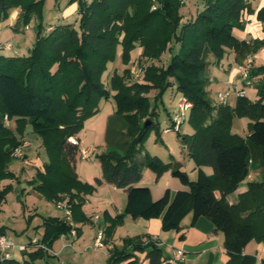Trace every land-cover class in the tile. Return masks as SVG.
Returning a JSON list of instances; mask_svg holds the SVG:
<instances>
[{
	"label": "trees",
	"instance_id": "16d2710c",
	"mask_svg": "<svg viewBox=\"0 0 264 264\" xmlns=\"http://www.w3.org/2000/svg\"><path fill=\"white\" fill-rule=\"evenodd\" d=\"M71 1L79 3L78 26L57 24L47 32L50 26L43 25L45 0H0L2 20L14 9H20L16 27L37 20L35 41L27 55L0 54V183L16 179L10 165L26 127L31 125L42 138L49 161L30 183L48 201L67 200L72 210L71 220L45 217L40 241L52 249L73 229L81 235L77 223H90L83 206L85 196L93 194L96 186L79 179L76 162L80 146L69 138L77 137L86 121L99 113L103 99L113 97L116 111L107 123V150L97 155L103 178L96 184L106 182L124 190L127 204L103 230L105 245L111 243L116 227L127 216L161 218L163 231L179 232L183 219L192 213L193 225L206 217L216 232L224 234L229 256L226 264H254L256 257L244 250L253 240L264 244V81L258 84L256 101L239 94L233 107L216 106L207 90L210 55L218 63L233 50L242 63L264 47V38L247 42L234 34V29L243 28L244 15L255 13L250 1L206 0L203 11L185 24L183 0ZM154 4L157 8L152 10ZM257 19L264 25V5L257 11ZM174 41L181 48L170 64L164 67L155 63ZM137 44L143 48L142 56L151 60L146 81L128 83L126 69L123 74L112 75L111 90L107 89L103 74L118 46H122L127 64ZM252 76L264 79V66L254 67ZM170 86H176L192 104L188 121L194 132L180 140L195 164L196 179L180 162L165 163L158 156L143 153L148 134L157 128L148 93ZM235 115L251 121L245 138L232 132ZM6 116L17 123L15 129L6 125ZM207 167L213 169L212 174L206 172ZM253 167L262 170L261 181L251 182L239 200L230 203L228 196L248 178ZM144 169L157 178L171 171L187 189L174 195L167 190L154 200L149 187L138 185ZM12 189L8 185L0 192V208ZM27 221L30 223V217ZM0 233H5L3 227ZM161 243L159 237L126 238L121 246L109 249L107 263L142 264L136 253H145L148 264H172L165 258ZM23 253V261L0 258V264H44L54 257L42 248L35 249L31 242Z\"/></svg>",
	"mask_w": 264,
	"mask_h": 264
},
{
	"label": "crops",
	"instance_id": "0c3cea01",
	"mask_svg": "<svg viewBox=\"0 0 264 264\" xmlns=\"http://www.w3.org/2000/svg\"><path fill=\"white\" fill-rule=\"evenodd\" d=\"M249 1L253 9L255 10V13L253 14L246 13L244 15L243 17L244 31L237 28L234 29L235 36L240 40H245L247 42L264 38V25L262 22H260L257 19V11L264 5V0H249ZM186 10L188 11V8H186ZM191 12H192L191 19H193L195 15L193 14V10ZM19 14H20V9H14L10 12L8 19L2 20L0 18V44L5 43L7 41H11L13 44V50H15V46L13 43L14 35H11L8 29H13L14 31L17 32H23L24 34H26V32L28 31L33 30L35 33V27H33L31 24L28 25L29 26L28 29L23 27H16ZM59 24H65V23L62 20H60ZM49 26H54V25H49ZM2 38L5 39L2 41ZM30 48L31 47H29V50ZM18 50L19 49L17 48V51H15L16 55L21 54V53L17 54V52H19ZM142 50L143 49L140 48V52H142ZM0 54H1V50H0ZM228 54H230V56L233 58V64L229 68L230 69L229 78L227 79L226 83L228 87H230L233 90L235 89H237L238 91L243 90L242 91L244 92L243 95L246 96V88H247V86H245L246 82L239 81L240 83H237L235 81L236 75L239 72V67H238L239 64H235L237 54L233 50H228ZM258 61L259 59L253 55V64L255 65V67L258 65ZM257 77H261V76H257ZM233 82L235 83L234 85H232ZM216 94H214L213 96L215 97ZM238 95L239 94H237V96ZM115 111H116V107L107 115V118L109 119V117L113 115ZM172 118L173 116L171 115L169 117L170 124ZM90 120L92 121V118ZM89 121L87 122L88 124L86 123L88 130L84 132L85 137L86 136L88 137V134L92 133L90 127L95 126L93 124L94 122L91 121L89 122ZM9 126L15 129L17 127V123L10 120ZM103 126L100 129H98L97 132L94 133L95 135L94 134L92 135L94 139H92L90 143H88V141H85L83 139L81 133L77 136V138L80 141V145H79L80 152L77 156V162H76V171L78 177L82 182L96 186V191H94L93 194L85 196L86 204L83 206V211L87 218L90 217L89 219H95V217H98L97 218L98 221L96 222L94 220L93 222H90V224L77 223L76 226L81 229V235H77L76 237H74L71 234H68L66 237L64 238L61 237L60 239H58L54 243L52 248L51 255L54 257L48 258L45 262H43L44 264H59V263L67 264V262L73 261L76 257H79V259L80 257H83L84 252H81L82 251L81 247L79 246L78 249L75 247V245L82 244L81 246H85L84 240H85L87 228L92 226L93 227L100 226L102 230H104L111 223V219L115 218L118 214L124 212L126 208V204H127L126 192L125 195L120 194L119 203H117L115 200L116 194L124 190L118 189L117 187L106 182H103V184L101 185L96 184V180L98 178L99 179L103 178L102 165L99 159L97 158V155L101 154L107 149V143H106L107 125H103ZM30 127L32 126L28 125L26 127L25 134L21 138L23 142L26 141L29 143V146L26 147L24 150V156L22 158H15L10 165V170L15 174L16 179L3 180L0 183V192L8 185L12 186L13 188L12 192L15 193L16 200L18 204L21 205L20 207L22 209V214L25 217L26 215L30 217V223L27 222V226L23 229V231L24 230L28 231L32 226L34 227L36 226L35 237H32L31 238L32 240L34 238L41 239L43 237L45 230L43 227V223L45 217L63 218L64 215L63 214L56 215L55 213L53 214L50 213L47 216L42 215L37 211L36 206H32L29 204V198L33 196L34 193L37 194L38 196L45 198L41 193H39L35 189V186L32 185L30 182L36 176L37 171L39 170L44 171L45 164L48 163L49 161L48 155L43 146L42 138L38 134H36L33 130H30ZM31 131L35 135L34 139L37 142V145H36V149L29 153L28 151L32 143L28 139V137ZM193 132L194 130L192 129L190 134H192ZM86 149H91L93 153L88 159L82 160L81 150H86ZM183 149L186 150L184 146ZM186 155H187L186 159L189 161L188 166H190L192 160L189 158L188 154ZM18 159L23 162L22 166L20 167L21 169L19 170L20 172L13 169V165ZM78 161L93 163L95 166L98 167V172L91 173L88 168L89 166L79 165ZM208 168L209 167L205 168L207 173H208L207 170ZM195 171L196 169L194 167V173ZM261 179H262L261 169L259 168L251 169L248 178L241 183V185L234 193L228 196L227 198L228 201L230 203H236L239 200V195L248 190V185L251 182H258L261 181ZM138 185L149 187L151 189L154 200H157L160 197H162L167 190H170L171 194L174 195L175 192H177L178 190L187 189V187L184 186L178 178L173 176L171 171H168L160 178H157V175L149 169H144L142 179ZM11 194L12 193L10 192L8 195H6V198L8 199V197ZM24 196L25 199H23ZM216 196L218 198L220 197V193L218 191L216 192ZM7 199H5L3 203H5ZM51 203H54L56 205L55 202H51ZM4 207L5 206L2 204L0 208V216L4 213L3 211H5ZM48 210L49 208L47 209V212ZM95 211L103 215L95 216L96 214ZM38 216H40L43 220L41 223L35 224V222L38 219ZM192 219H193V215L192 213H190L183 219L181 223V230L179 232H175V231L165 232L162 229L161 218L146 220L143 218L133 219L130 216H127L125 217L124 222L116 227L113 233V238L111 243L109 245H104V247L102 248L106 249L105 253L108 258L109 249L112 248L114 245L121 246L123 244V240L126 238H134L138 236L159 237L163 243L162 245L163 250H165L166 252V248L169 249V252L168 253L166 252L164 254L167 260L173 258L175 248H181L185 251L184 259L174 264H226L229 260V256L224 246V242H225L224 234L222 232H216L213 222L206 217L199 218L194 225L192 224ZM1 227L5 229V233L7 235L10 233V229H12L10 226H8V223L5 220H2L0 228ZM12 230H14V234L16 236L17 235L22 236L23 232L20 233V231H17L15 229ZM252 243H254V241H251L247 245V247L244 250V253L254 255L256 257V262L254 264H262L264 258V244L260 242H256L255 247L251 249L250 246L252 245ZM20 244H24V243H20ZM73 248L75 251L73 250ZM17 252L20 251H16L15 254ZM20 253L22 254L23 258H25L23 255L24 253L23 252ZM136 254L140 258L142 264H148L145 253H136ZM54 259H57L58 263H55Z\"/></svg>",
	"mask_w": 264,
	"mask_h": 264
},
{
	"label": "rangeland",
	"instance_id": "374dc122",
	"mask_svg": "<svg viewBox=\"0 0 264 264\" xmlns=\"http://www.w3.org/2000/svg\"><path fill=\"white\" fill-rule=\"evenodd\" d=\"M185 5L181 9L182 14V24L187 23L191 20L192 17V10L195 17L203 11L205 7V1L206 0H185ZM188 1V2H187ZM188 8V11L186 10ZM79 3L78 1H71V0H45V6H44V19H43V25L45 27L49 25H57L59 24L60 20H62L65 24H74L75 26H78L79 22ZM191 10V11H190ZM33 27L36 26L37 20L34 19L30 23ZM26 28V27H23ZM244 31L243 28H240ZM9 33L13 36V43L15 46V50H13V44L11 41L12 47L11 49L5 48V43L0 44V50L1 54L4 56H14L16 55L17 48L19 49L17 52L21 53L19 55H27L29 53V47H32L35 41V33L33 30L26 32L24 34L23 32H17L13 29H8ZM5 38H2V41ZM140 48H142L139 44L136 45V48L130 52L131 61L127 64L124 63L123 59V48L122 46H118L116 55L113 61H110L107 64V68L103 74V82L107 89L111 90L110 88V79L112 75L117 72L118 74H123L126 69L129 70V77H128V83H144L146 81V71L151 65V60L147 57H143L142 52H140ZM181 48V44L179 42H172L168 48L162 53L160 60L155 63H157L160 66H168L170 62L172 61V58L174 55L178 54ZM8 49V50H5ZM143 49V48H142ZM254 56L259 59L257 66H264V47L260 49ZM248 58H251L253 60V55L247 57L245 60L239 62L236 56V63L239 64V72L236 75L235 81L237 83L241 82V69L240 65H243ZM238 60V61H237ZM208 61L210 63L208 67V75L210 78V82L208 84L207 90L209 92V96L214 104L218 106L219 104L215 101L214 94L218 92H222L226 90L228 87L226 81L229 78V71L230 67L233 64V58L228 54V51L224 58L220 62H216V59L213 55H210L208 58ZM146 66V71L144 75L139 79H134L135 71L138 69L139 66ZM255 65L253 64V68ZM252 68V69H253ZM217 80V81H216ZM249 82H246L245 86L246 88V96L252 100L256 101L258 98L259 93V87L258 84L260 81H264L262 77H250ZM240 81V82H239ZM256 83V84H255ZM235 83L233 82L232 85ZM253 84V85H252ZM232 93L228 98V105L234 106L237 100V94L242 92L241 90H233L231 89ZM113 94V91H111ZM237 93V94H236ZM148 98L150 100L151 104V112H156L155 116V122L157 128H154L147 137V140L144 145L143 153H149L153 156L160 157L165 163H177L180 162L184 165V170L188 172L190 177L192 179L197 178V170L194 173V167L195 164L192 161L190 166H188L189 161L186 159V150L183 149V145L181 143L180 137L183 135H190L191 130L193 129L190 125L188 118H189V112H187V121L181 126V130L179 132L177 131H171L167 132L166 129L170 127V119L169 117L172 115L173 117L181 112L180 105L184 101V95L181 91L178 90L176 86L167 87L164 90L153 88L148 93ZM188 102V101H187ZM183 105V104H182ZM116 107L115 99L112 97L109 100L103 99L100 103V111L95 115V117H92L93 124L95 126L90 127L92 133L88 134V137H85V131L88 130L86 123L89 121L87 120L85 123V126L83 130L81 131V136L85 141H88V143L91 142L93 138V134L97 132L98 129H100L103 125H107V115ZM143 118L141 122L144 120ZM89 121V122H90ZM250 119L245 116H238L235 115L233 119V123L231 126L232 132L239 134L242 137H247L249 134V124ZM88 124V123H87ZM92 124V123H91ZM92 126V125H91ZM104 127V126H103ZM106 127V126H105ZM30 130H33L32 127H30ZM95 135V134H94ZM34 136V137H33ZM35 135L32 133V131L29 134L28 139L31 141V147L29 149V153L36 149L37 142L35 141ZM107 150V149H106ZM22 161L17 160L14 165L13 169L20 172V167L22 166ZM79 165H86L89 166V170L91 173L98 172V167L95 166L93 163L90 162H81L78 161ZM86 169V168H85ZM252 169H255L253 167ZM208 174L213 173L212 168H208ZM262 171V170H261ZM194 173V174H193ZM17 186V185H15ZM14 191V190H13ZM12 194L8 197L7 201L3 203L5 206L4 213L0 216V225L2 220H5L8 223V226H10L12 229H15L17 231H20L22 233V236L15 235L14 230L10 229V233L8 236L14 240L16 244L24 243L28 244L31 241L32 237H35V227L32 226L28 231L23 229L27 226V220L29 218L28 215L26 217L22 214L21 205L18 204L15 193L10 191ZM9 192V193H10ZM8 193V194H9ZM7 194V195H8ZM120 194L125 195V191H120L115 196V200L117 203L120 202ZM25 199V196L23 197ZM29 204L32 206L37 207V211L42 215H49L50 213H55L56 215H64V210H61L57 208V205L54 203H51L47 201L45 198L38 196L34 193L33 196L29 198ZM49 206V207H48ZM49 208L48 212L47 209ZM52 211V212H51ZM96 212V211H95ZM94 212V213H95ZM93 213V215H94ZM103 213V212H102ZM97 215H103L98 212H96L95 216ZM99 216V217H100ZM103 217V216H102ZM90 218V217H89ZM98 217H95V219H90V222H93L94 220L97 222ZM42 218L38 216L37 221L35 224H39L42 222ZM90 224V223H88ZM93 225V224H92ZM102 230L100 226L95 227H88L85 235V246H81L80 244L75 245L76 248L79 249V246L81 247L82 251L84 252L83 257H76L73 261L67 262V264H108V258L106 256V249L105 248H98L95 246V242L97 240V236L99 235V232ZM254 243L250 246V248H254L256 244V240H253ZM74 250V248H73ZM75 251V250H74ZM78 251V250H77ZM164 254L169 252V249L166 248L163 250ZM82 256V255H81ZM14 258L18 261H23L24 258L20 252H17L14 255ZM55 263H58L57 259H54Z\"/></svg>",
	"mask_w": 264,
	"mask_h": 264
},
{
	"label": "built area",
	"instance_id": "2783aa9c",
	"mask_svg": "<svg viewBox=\"0 0 264 264\" xmlns=\"http://www.w3.org/2000/svg\"><path fill=\"white\" fill-rule=\"evenodd\" d=\"M156 1V0H153ZM183 2L185 3L186 1L183 0ZM157 8V4H154L152 6V10H155ZM29 26H26V29H28ZM53 27H49L47 28V32L50 31ZM5 48H10L12 47L11 42H7L5 44ZM253 68V60L251 58H248L246 60V62L243 65H240V69H241V81L242 82H249L250 77H251V70ZM146 71V66H139L138 69L135 71L134 74V79H139L141 78L144 73ZM231 84V83H230ZM232 91L231 88H227L226 90L222 91V92H218L215 96V101L218 104H222V105H226L228 103V98L231 95ZM240 95H243L244 92H240ZM185 103H182L180 105L181 108V112L176 114L172 120H171V125L170 127H168L166 129L167 132H171V131H177L179 132L181 129V126L186 122V118H187V112L189 111V109L191 108L192 104L188 101L187 99L184 98ZM9 122L10 119L8 116L5 117V123L7 126H9ZM69 141L72 144L75 145H80V141L77 137H71L69 138ZM29 146L28 142H22V144L17 147L14 151V156L15 158H22L24 156V150L26 147ZM93 151L91 149H86V150H81V159L85 160L88 159L91 155H92ZM57 207L61 210H64V218L67 220H71L72 218V210L69 206V204L67 203V201H60L58 203H56ZM72 236L76 237L77 236V232L75 229H73L70 233ZM67 235H62V237H66ZM104 238H105V234L104 231L101 230L99 232V235L97 236V240L95 242V246L98 248L104 247L105 243H104ZM158 237H153V240H157ZM31 244L33 245V247L35 249H39L42 248L43 250H46L50 253H52V249H49L45 244H43L40 239L38 238H34L31 240ZM161 245H163V243H161ZM29 249V244H16L14 242V240L12 238H10L6 233H0V258L2 260H9L12 259L15 255L16 251H27ZM185 257V251L181 248H175L174 249V256L173 258H171L169 260L170 263L174 264V263H178L180 261H182Z\"/></svg>",
	"mask_w": 264,
	"mask_h": 264
},
{
	"label": "water",
	"instance_id": "95a60500",
	"mask_svg": "<svg viewBox=\"0 0 264 264\" xmlns=\"http://www.w3.org/2000/svg\"><path fill=\"white\" fill-rule=\"evenodd\" d=\"M150 122H147V124H149Z\"/></svg>",
	"mask_w": 264,
	"mask_h": 264
}]
</instances>
